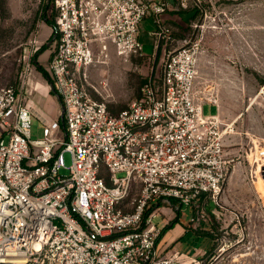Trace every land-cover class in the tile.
<instances>
[{
  "label": "built area",
  "instance_id": "obj_1",
  "mask_svg": "<svg viewBox=\"0 0 264 264\" xmlns=\"http://www.w3.org/2000/svg\"><path fill=\"white\" fill-rule=\"evenodd\" d=\"M174 1L184 10L193 3L203 16L213 4L53 1L56 35L46 69L61 120L45 122L43 138L33 139V111L21 90L0 87V264H215L214 253L182 263L178 253L157 249L163 229L155 205L177 203L205 220L207 200L223 209L218 200L231 163L219 115H205L196 97L200 41L176 39L162 20ZM146 19L156 26V45L172 48L162 86L150 79L128 109L112 114L88 88L89 70L96 51L110 46L120 56H143ZM61 123L66 140L58 137ZM65 152L72 156L68 177L60 175Z\"/></svg>",
  "mask_w": 264,
  "mask_h": 264
},
{
  "label": "rangeland",
  "instance_id": "obj_2",
  "mask_svg": "<svg viewBox=\"0 0 264 264\" xmlns=\"http://www.w3.org/2000/svg\"><path fill=\"white\" fill-rule=\"evenodd\" d=\"M205 10L203 16L193 3L184 10L174 1L168 11L176 24L170 27L176 39L193 36L200 41L199 71L206 89L215 87L220 96L223 91L231 93V98L215 100L221 107L219 120L231 161L218 200L223 209L216 215L205 209L206 219L195 218V223L199 233L214 240L215 264H264V0H213ZM45 15L55 17L49 0H0V87L15 86L28 105H37L32 118L33 139L43 138L44 123L60 121L62 114L61 103L48 95V80L44 78V90L32 85L37 75L41 77L34 57L53 38ZM155 28L151 20L142 24L143 56H120L114 46L108 51H96L88 88L114 114L128 109L150 79L162 86L164 63L172 48L166 42L156 45L151 35ZM37 40L46 43L40 45ZM39 96L46 100L37 102ZM50 100L56 106L54 111ZM213 113L215 109L211 107L204 110L205 115ZM59 134L61 140H66L63 127ZM64 161L66 168L60 175L68 177L72 165L69 152L64 153ZM138 190H132L130 200ZM170 212L176 217L180 213L183 225L192 222V209H180L173 203L162 204L156 211L155 223L164 227ZM207 226L210 231L203 230ZM195 245L202 250L206 246L203 241Z\"/></svg>",
  "mask_w": 264,
  "mask_h": 264
},
{
  "label": "crops",
  "instance_id": "obj_3",
  "mask_svg": "<svg viewBox=\"0 0 264 264\" xmlns=\"http://www.w3.org/2000/svg\"><path fill=\"white\" fill-rule=\"evenodd\" d=\"M146 20L153 21L152 19H146ZM162 20L169 27H171V25H176L175 23L174 24L172 23V21H171L172 18L170 16H168V13L162 16ZM41 27H42V25H41ZM49 30H50L49 34L52 35L53 34V28L50 27ZM180 39H183V38H180ZM37 42L41 43L40 45H44L46 43L44 40L40 41V42L37 40ZM51 52H52L51 48H49L39 55L37 62L43 68L47 67L46 65L48 64V62L50 61V58H51ZM39 74L41 77H39L37 75L34 78V82L32 83V85L36 86L35 87L36 90H39V89L44 90L46 80L44 79L43 75L40 72H39ZM201 80L202 79L200 77V71H199V76H198V79L196 82V87H195L196 97H197L198 101L203 103V105H202L203 110H205L206 107H211L212 109H215V113L209 114V115H219L221 113V107L219 104H217V101L215 102V100L217 99V100L221 101L227 97L231 98V93L223 91V93L220 96V94L216 92L217 88L210 86V87H207V88H209V90H207L206 84L203 83ZM48 87H49L48 91H47L48 95H51L50 97L54 98V95H52L50 85ZM246 97H247V95H245V97H243V98L245 99ZM212 99L214 100V103L203 102L204 100H211L212 101ZM238 99H241V97H239ZM45 100L46 99L44 97L39 96V98L37 99V102L38 101L39 102L45 101ZM50 101H52L51 110L54 111L56 109V106L53 104V100H50ZM29 106L31 107L33 113H35L38 110L37 105H36V108H32V106L30 104H29ZM247 111H248L247 109H244V112H247ZM112 114H114V113H112ZM117 114H119V113H115V115H117ZM225 151H226V143H225ZM175 204L177 206V203H175ZM161 206H162L161 203L156 204L155 205L156 210H159V208H161ZM219 209H220L219 207L213 206L211 209V212L213 214H215V213L221 211ZM179 212H181V210H179ZM170 214H171V212H170ZM194 216L195 215L193 213V218H194ZM180 217H181L180 213L178 214L177 217L173 216V213H172L171 217H169L167 219V224L164 227L159 225L163 229L162 235H161V237L157 243V249H158L159 253L163 256H172V255L178 253L179 254V261L182 263L197 262L198 260H201V258H204V256H205V259L211 257L213 254L212 250L214 249V246H215L213 238L211 236L207 235L206 233H199L197 230L198 225L196 226L195 222H191L188 226L183 225L182 223H180ZM174 220H177V223H175V225H172L169 229L164 231V229L167 226H169L171 224V222H173ZM207 227L208 228H203V230L210 231L208 229H210L211 227L210 226H207ZM202 241L206 245L203 250L195 245L196 243H198V242L200 243Z\"/></svg>",
  "mask_w": 264,
  "mask_h": 264
},
{
  "label": "trees",
  "instance_id": "obj_4",
  "mask_svg": "<svg viewBox=\"0 0 264 264\" xmlns=\"http://www.w3.org/2000/svg\"><path fill=\"white\" fill-rule=\"evenodd\" d=\"M53 1H54V0H49L50 4H52ZM46 9H47V8H46ZM45 13H47V10H45ZM45 22H46L50 27L53 28V38L51 39V41H52V40L54 41V37H55V35H56V29H55L54 18H53V19H49V18H47V15H45ZM52 44H53V42H52ZM52 44H51V45H48V44H47V45H44V46H43V47H42V48L36 53V55H35V57H34V64H35V66L37 67V71L40 72V73L43 75V77H44L46 80H48V81L51 79V77H50V73L48 72V70L46 69V67L43 68L42 66H40V64L37 62V59H38V57H39V55H40L41 53H43V52L46 51L47 49L51 48V47H52ZM52 94H53V92H52ZM53 95H54V94H53ZM61 127L65 128L64 123H61ZM212 207H213V206H212V202L209 201V200H207V201L205 202V209H206L207 212L210 213V214H212V212H211ZM175 223H177V220H174L173 222H171V224H170L169 226H167V227L164 229V231L167 230V229H169L172 225H175Z\"/></svg>",
  "mask_w": 264,
  "mask_h": 264
},
{
  "label": "water",
  "instance_id": "obj_5",
  "mask_svg": "<svg viewBox=\"0 0 264 264\" xmlns=\"http://www.w3.org/2000/svg\"><path fill=\"white\" fill-rule=\"evenodd\" d=\"M52 42H53V40H52ZM52 42H50L48 45H51ZM50 87H51V89H52V85H51V84H50ZM63 113H64V109L62 108V115H63Z\"/></svg>",
  "mask_w": 264,
  "mask_h": 264
}]
</instances>
